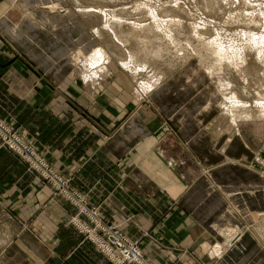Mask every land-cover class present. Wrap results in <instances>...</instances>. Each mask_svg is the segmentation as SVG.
<instances>
[{
  "label": "crops",
  "instance_id": "0c3cea01",
  "mask_svg": "<svg viewBox=\"0 0 264 264\" xmlns=\"http://www.w3.org/2000/svg\"><path fill=\"white\" fill-rule=\"evenodd\" d=\"M76 3L0 0V117L138 240L146 264H264L258 126L232 125L211 98L206 114L181 106L172 94L205 77L162 87L184 64L143 98L109 62L102 80L84 79L71 56L100 37ZM76 212L0 145V264H111L70 222Z\"/></svg>",
  "mask_w": 264,
  "mask_h": 264
},
{
  "label": "rangeland",
  "instance_id": "374dc122",
  "mask_svg": "<svg viewBox=\"0 0 264 264\" xmlns=\"http://www.w3.org/2000/svg\"><path fill=\"white\" fill-rule=\"evenodd\" d=\"M77 1L78 11L88 19L93 35L100 37V42L97 43L99 47L95 48L96 44L88 51L83 50L85 56L81 55L79 62L71 56L84 79L102 80L108 72L109 67L107 69L106 65L109 62L110 78L112 72L123 71L131 81V94L143 98L158 85L161 86V81L176 71L178 66L184 64L172 81L162 87L171 82L184 84L190 78V81L198 82L202 75L205 76L198 82L199 91L194 89L188 93V90H183L172 95L180 99L181 106L195 104L199 107L196 113L200 114L207 113L204 106L211 98V105L219 106L217 110H221L232 125L237 126L238 121L243 118L245 128L252 124L258 126V137H255L259 142V150L255 152L254 162L259 169L264 170V0ZM94 48L96 56L100 49V62L89 66L86 56ZM97 69L100 70L96 75L94 71ZM222 70L233 85L230 91L219 82ZM174 86L175 89L179 88L178 85ZM160 90L159 87L158 91ZM0 121L15 130L1 117ZM17 134L27 142L18 132ZM27 143L34 148L31 143ZM35 152L44 158L41 152L36 149ZM44 160L46 161L45 158ZM230 160L235 162L234 158H229ZM25 162L31 167L27 160ZM47 164L60 176L68 178L65 182L68 191L84 194L88 204L96 205L100 210L99 205L90 202L86 193L70 177L59 173L48 162ZM31 168L56 193L68 194L42 176L37 169ZM261 173L260 171V175ZM67 199L77 209V205L70 198ZM259 212L264 213V206ZM261 221L264 223V215ZM80 232L88 238L83 231ZM258 233L264 242V225H258Z\"/></svg>",
  "mask_w": 264,
  "mask_h": 264
},
{
  "label": "built area",
  "instance_id": "2783aa9c",
  "mask_svg": "<svg viewBox=\"0 0 264 264\" xmlns=\"http://www.w3.org/2000/svg\"><path fill=\"white\" fill-rule=\"evenodd\" d=\"M0 139V145L19 153L47 180L68 192L64 195L77 205V212L71 216V222L96 244L112 264H146L137 239L129 238L119 226L105 222L100 216L98 206L88 204L84 194L68 191L65 185L68 178L60 176L53 170L30 144L2 121Z\"/></svg>",
  "mask_w": 264,
  "mask_h": 264
},
{
  "label": "bare ground",
  "instance_id": "6f19581e",
  "mask_svg": "<svg viewBox=\"0 0 264 264\" xmlns=\"http://www.w3.org/2000/svg\"><path fill=\"white\" fill-rule=\"evenodd\" d=\"M97 53H98L97 56H101L100 55V49L97 50ZM222 72H223V74L220 76L219 82H220V84L222 85L223 88H225L226 90L230 91V89L233 87V85H232L230 79L228 78V75L226 73H224V70H222Z\"/></svg>",
  "mask_w": 264,
  "mask_h": 264
}]
</instances>
